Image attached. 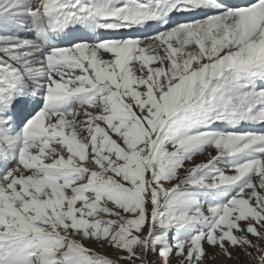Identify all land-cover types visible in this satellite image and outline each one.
I'll return each instance as SVG.
<instances>
[{"label":"snow or ice","instance_id":"obj_1","mask_svg":"<svg viewBox=\"0 0 264 264\" xmlns=\"http://www.w3.org/2000/svg\"><path fill=\"white\" fill-rule=\"evenodd\" d=\"M220 258L264 264V0H0V264Z\"/></svg>","mask_w":264,"mask_h":264},{"label":"rangeland","instance_id":"obj_2","mask_svg":"<svg viewBox=\"0 0 264 264\" xmlns=\"http://www.w3.org/2000/svg\"><path fill=\"white\" fill-rule=\"evenodd\" d=\"M200 159H206V157H201ZM94 247V245H92ZM105 251H110V250H105ZM242 256V254H239ZM210 264H235V261L231 260H224L223 258H220L217 261H210Z\"/></svg>","mask_w":264,"mask_h":264}]
</instances>
